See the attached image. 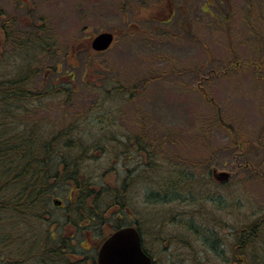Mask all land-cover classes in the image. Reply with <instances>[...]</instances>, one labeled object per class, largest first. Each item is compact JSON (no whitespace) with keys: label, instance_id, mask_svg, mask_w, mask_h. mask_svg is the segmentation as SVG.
<instances>
[{"label":"rangeland","instance_id":"1","mask_svg":"<svg viewBox=\"0 0 264 264\" xmlns=\"http://www.w3.org/2000/svg\"><path fill=\"white\" fill-rule=\"evenodd\" d=\"M160 1L0 0V26L13 18L20 39L41 30L44 49L37 52L36 65L41 64L42 71L35 87L43 82L63 91L47 99L38 119H45L52 131L77 125L68 134L86 137L89 147L96 137L105 139L93 151L90 172L99 184L121 180L124 169L137 180L127 192L129 212H177L180 199L189 205L196 201L194 193L171 196L179 200L170 209L142 205L140 196L152 201V191L164 187L173 172L177 180H210L216 171L219 176L228 173L230 180L228 197L218 208L232 204L254 220L264 214V0H214L215 5L203 6L207 11L201 9L206 0H173L171 21V7L156 4ZM102 32L114 33L113 46L95 52L92 40ZM14 51L12 42L0 48L2 72H13ZM26 56L18 54L19 65L34 55ZM69 90L75 91L69 97L72 102L64 103ZM222 123L231 124L239 138L234 149V134ZM137 134L149 138L143 142L153 151L148 168L140 162L143 155L131 147ZM109 169L115 170L103 180ZM219 179L201 182L204 193L215 194ZM61 189L54 198L67 203L69 192ZM232 194L237 198L232 200ZM51 207L53 219L63 217L64 210L53 201ZM199 216L194 232L203 222L215 227L211 216ZM143 220L144 227H154L152 215ZM166 227L169 233L180 229L187 234L182 226ZM216 227L230 229V219Z\"/></svg>","mask_w":264,"mask_h":264},{"label":"trees","instance_id":"2","mask_svg":"<svg viewBox=\"0 0 264 264\" xmlns=\"http://www.w3.org/2000/svg\"><path fill=\"white\" fill-rule=\"evenodd\" d=\"M13 28V18L0 26V39L5 42L2 44L0 41V48L9 45L10 42L15 48L13 72L8 73L5 69L7 73H4L0 67V264H62L65 261L66 250L78 251L79 264H87V260L82 259V254L85 253L83 241L88 237L90 230H93L96 236L104 238L124 225L120 218L127 211L126 208H130L127 192H131L132 186L122 187L120 180L99 184L98 178L90 172L88 163L94 157L93 151L95 148H101L105 139L96 137L94 145L89 147L85 141L86 137L81 134L79 136L68 134L74 131L77 125L52 131L45 119H38L47 99L59 97L63 88L55 84L46 86L43 82L38 88L35 87V81L42 71L41 64L36 65L39 60L37 52L40 51L41 54L43 50L40 49H44L40 42L43 41V37L39 35L41 30L31 32L29 34L32 36L28 34L20 39ZM20 52L25 56L27 54L26 58L31 54L34 56L19 65ZM73 93L75 91L69 90L68 96L62 101L72 102L69 97ZM222 125L234 134L230 144L231 149H234L238 146L239 138L231 124ZM103 130L101 127L98 131ZM144 136L137 137L134 140L135 145L131 147L140 150L138 152L143 155L140 162L147 164L148 168L151 162L149 157L153 151L146 149L143 142L149 138ZM152 142L153 140L149 141V146L154 148ZM124 147L129 148L126 145ZM113 170L115 169L103 173V180L108 173L111 175ZM116 173L115 171L114 174ZM186 177V180L197 179L193 176ZM177 178L174 172L172 177H168L169 180ZM206 178L208 176L204 179ZM195 185L197 184L171 185L172 187L165 185L161 188L174 189V197L182 195L178 194V189L202 190L194 195L196 201L191 200L190 205L180 197V200L172 198L173 195L168 191L160 194L161 198L157 199L156 203L159 207L165 206L170 209L177 205L175 201L179 200L182 202V205L179 203V210L185 208L183 210L189 213L197 210L198 214H207L212 217V224L215 227L219 223L228 222L230 217L227 219L217 216L221 198L209 192L204 193L202 185ZM62 186L63 190L69 192L67 203L54 198L62 193ZM54 200L64 202V206H56L53 203L54 207L64 210V215L60 219L51 217L53 214L51 204ZM204 206H210L212 212ZM224 210H228L226 212L230 216L231 207ZM238 213L241 218L239 219L241 224L238 226V264H264V214L256 215L254 220L252 218L249 220V217L242 215L240 210ZM195 218L201 216L194 217L191 221H195ZM202 225L207 228L206 223H199V226ZM193 226L191 223L190 228ZM44 228H47L45 232ZM71 228L78 230L77 246L70 243L67 240L68 236L64 235L69 233ZM61 229L65 231L55 237L56 231ZM207 244L208 248H214L209 246V241Z\"/></svg>","mask_w":264,"mask_h":264},{"label":"flooded vegetation","instance_id":"3","mask_svg":"<svg viewBox=\"0 0 264 264\" xmlns=\"http://www.w3.org/2000/svg\"><path fill=\"white\" fill-rule=\"evenodd\" d=\"M186 2H191V0H185ZM210 2L211 4H208ZM214 0H206L202 6L201 9L204 11H207L203 8V6H213L215 5ZM231 2V1H230ZM156 4H165L169 8L170 17L168 21H171L173 12H174V3L173 0H161L160 3ZM155 4V5H156ZM159 5V6H160ZM137 137H142V134L136 135ZM136 137V138H137ZM127 145L124 143V146ZM135 143H132V146H134ZM135 149V148H133ZM139 150V149H138ZM137 150V151H138ZM140 151V150H139ZM141 153V152H140ZM134 155V153H132ZM141 155V154H140ZM131 158H133L131 156ZM129 158V159H131ZM127 160V157L125 158ZM126 165V162H124ZM125 176L121 177L120 184L122 187H127L129 185H135L137 180L134 178H129L126 174V170L124 169ZM140 173L138 174V176ZM208 175V174H206ZM212 178L218 177V173L216 171H211ZM131 177V176H130ZM130 180H134V184H130ZM217 181V180H216ZM215 181V183H216ZM230 180H218L217 185L219 187V190L215 193V195H218V197L222 199L225 197H228V182ZM201 182L212 184L214 182L213 179L210 180H198V179H182V180H168L166 182V185H174V186H188L190 184H199L201 185ZM172 187V186H171ZM233 188V187H231ZM165 191H168L169 193L173 195L174 189L169 190H162V189H154L151 194H153V200L147 201L146 199L143 200L142 196L139 199L140 204H145L146 206L150 207H159L156 197L158 195L164 193ZM178 194L185 193V194H196L198 192H201L197 189H188V190H181L178 189ZM169 195V194H168ZM230 198L233 200L234 198H237L232 194ZM186 199V198H185ZM144 201V202H143ZM186 202V201H185ZM154 203H156V206H154ZM185 203H183L184 205ZM141 205V206H142ZM235 205H237V201L235 202ZM64 206V204L62 205ZM231 210H230V216L227 214L226 211L223 208H220L217 212L219 216H222L221 218H229L230 217V223L231 227L230 229L226 228H206L201 227L199 231L195 232L194 229L190 228V225L192 223L191 219L194 217H197L199 215L197 210L196 212H190L185 211L182 208L181 210H178L177 212L168 213V214H162L157 215L156 212L150 214V213H142L140 211L135 212L134 214L132 212L125 211L123 215H121V220H123V226L121 228L126 227H134L137 232L140 235L141 239V245L144 250V252L151 258L152 264H189L194 261L196 264H238V255H237V246H238V217H237V207L233 206L232 204ZM140 207V206H139ZM183 207V206H182ZM185 207V206H184ZM187 208V207H186ZM152 215L154 217V222L152 226H154L152 229H149L148 227H144V216L149 219V216ZM229 220V219H228ZM149 223L150 221L147 220ZM184 222L189 226L187 227ZM194 222V221H193ZM169 224L171 225H179L185 228L187 231L186 233L184 230L178 229L179 233H169L166 230V226ZM222 225H225V223H222ZM119 229V228H118ZM116 229V230H118ZM116 230H113L108 235H106L104 238L100 236L95 235V232L93 230H90L88 237L85 241V253L82 255V259L87 260V264H98V255L101 248V245L114 233ZM230 230V231H229ZM60 231V233H59ZM65 231V229L57 230L55 233V237L58 236V234H62ZM229 231V232H227ZM201 232V233H200ZM227 232V233H225ZM64 235L68 236V241L73 243V245L77 246L79 236H78V230L76 229H70L69 233H64ZM209 236L211 238H209ZM210 242L209 246L214 247L212 249L208 248L207 242ZM86 244H89L88 249L86 248ZM177 249H176V248ZM66 255L64 257L65 261L62 262V264H79V254L78 251L72 250L68 251L66 250ZM70 252V253H69ZM209 258V259H208ZM61 264V263H60Z\"/></svg>","mask_w":264,"mask_h":264},{"label":"water","instance_id":"4","mask_svg":"<svg viewBox=\"0 0 264 264\" xmlns=\"http://www.w3.org/2000/svg\"><path fill=\"white\" fill-rule=\"evenodd\" d=\"M115 36L112 32H102L92 41L95 51H106L113 44ZM220 177L227 179L228 173ZM56 205L62 201L55 200ZM99 264H152L151 258L144 252L140 235L134 227L119 229L113 233L101 246Z\"/></svg>","mask_w":264,"mask_h":264},{"label":"bare ground","instance_id":"5","mask_svg":"<svg viewBox=\"0 0 264 264\" xmlns=\"http://www.w3.org/2000/svg\"><path fill=\"white\" fill-rule=\"evenodd\" d=\"M194 224V222H192Z\"/></svg>","mask_w":264,"mask_h":264}]
</instances>
